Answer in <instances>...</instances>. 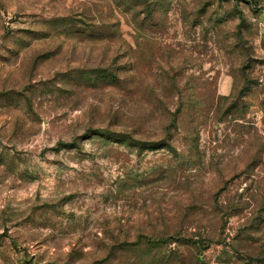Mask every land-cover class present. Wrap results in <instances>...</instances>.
<instances>
[{"label":"rangeland","instance_id":"rangeland-1","mask_svg":"<svg viewBox=\"0 0 264 264\" xmlns=\"http://www.w3.org/2000/svg\"><path fill=\"white\" fill-rule=\"evenodd\" d=\"M0 264H264V0H0Z\"/></svg>","mask_w":264,"mask_h":264},{"label":"trees","instance_id":"trees-1","mask_svg":"<svg viewBox=\"0 0 264 264\" xmlns=\"http://www.w3.org/2000/svg\"><path fill=\"white\" fill-rule=\"evenodd\" d=\"M63 144L66 147H74L75 143L72 141V142H65ZM171 241H173V242L181 241L183 243H185V242L186 243H188V242L195 243L196 242V240H193L192 238H182L181 236H177V235L175 236V235H169V234H165L163 236L157 237L155 242L158 244H163V243H170Z\"/></svg>","mask_w":264,"mask_h":264}]
</instances>
